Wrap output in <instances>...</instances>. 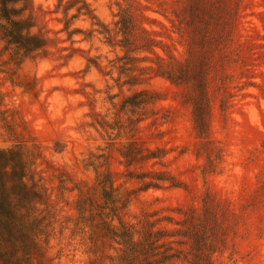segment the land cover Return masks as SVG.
Instances as JSON below:
<instances>
[{
	"label": "rangeland",
	"instance_id": "rangeland-1",
	"mask_svg": "<svg viewBox=\"0 0 264 264\" xmlns=\"http://www.w3.org/2000/svg\"><path fill=\"white\" fill-rule=\"evenodd\" d=\"M58 5L26 14L37 56L16 65L0 44V149L35 154L45 264L95 259L74 208L103 176L126 223L161 221L168 264H264V0Z\"/></svg>",
	"mask_w": 264,
	"mask_h": 264
},
{
	"label": "trees",
	"instance_id": "trees-1",
	"mask_svg": "<svg viewBox=\"0 0 264 264\" xmlns=\"http://www.w3.org/2000/svg\"><path fill=\"white\" fill-rule=\"evenodd\" d=\"M58 1V7H64L65 0ZM31 4L32 0H0L2 53L8 54L16 65L37 56L47 45L34 32L36 26L26 15ZM71 9L67 7L66 11ZM77 11L78 17L97 19L83 7ZM34 157V152L20 146L0 149V264L47 261L55 218L35 178ZM61 183L63 186L64 182ZM148 187L159 188L156 184ZM122 208L109 176L101 177L87 192L80 191L74 208L75 230L87 236L95 257L91 264H104L106 260L112 264H168L176 258L165 243L170 236L155 230V223L161 221L139 223L142 227L131 225L122 219Z\"/></svg>",
	"mask_w": 264,
	"mask_h": 264
}]
</instances>
